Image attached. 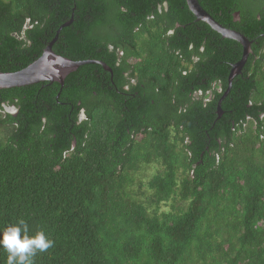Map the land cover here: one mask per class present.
<instances>
[{
  "label": "trees",
  "instance_id": "16d2710c",
  "mask_svg": "<svg viewBox=\"0 0 264 264\" xmlns=\"http://www.w3.org/2000/svg\"><path fill=\"white\" fill-rule=\"evenodd\" d=\"M198 1L252 42L224 99L243 47L186 0H0V72L71 20L53 51L93 61L0 90V232L44 231L33 264H264V0Z\"/></svg>",
  "mask_w": 264,
  "mask_h": 264
},
{
  "label": "water",
  "instance_id": "95a60500",
  "mask_svg": "<svg viewBox=\"0 0 264 264\" xmlns=\"http://www.w3.org/2000/svg\"><path fill=\"white\" fill-rule=\"evenodd\" d=\"M187 5L197 21L204 22L209 25L212 30L219 33L225 39H231L243 47V54L241 59L235 63L228 76L229 87L224 93L222 99H224L232 87L234 78L241 74L243 67L245 66L249 54L251 52L252 42L243 34L238 31L228 29L217 22L199 3L198 0H186ZM72 22L69 21L63 24L56 32L55 38L47 45L40 58L32 62L26 68L18 72H0V90L10 89L17 87H24L28 85L37 84L39 82H51L59 83L62 87L66 77L76 71L80 66L93 61H72L61 55L56 54L53 51V45L59 37L61 30L67 27ZM96 63V62H95ZM101 64L106 70H111L103 62H97ZM221 100L218 103V114L222 115Z\"/></svg>",
  "mask_w": 264,
  "mask_h": 264
},
{
  "label": "clouds",
  "instance_id": "9594fccd",
  "mask_svg": "<svg viewBox=\"0 0 264 264\" xmlns=\"http://www.w3.org/2000/svg\"><path fill=\"white\" fill-rule=\"evenodd\" d=\"M6 105L3 104L2 109ZM53 243L54 241L44 231L29 235L28 224L23 220L7 226L0 232V246L8 253L7 264H33V258L37 252L46 251Z\"/></svg>",
  "mask_w": 264,
  "mask_h": 264
},
{
  "label": "rangeland",
  "instance_id": "374dc122",
  "mask_svg": "<svg viewBox=\"0 0 264 264\" xmlns=\"http://www.w3.org/2000/svg\"><path fill=\"white\" fill-rule=\"evenodd\" d=\"M4 111H7V112H10V113H14L15 112V108H13V107H9V106H4ZM84 117V115L83 114H81L80 115V118H83Z\"/></svg>",
  "mask_w": 264,
  "mask_h": 264
},
{
  "label": "flooded vegetation",
  "instance_id": "af4514ba",
  "mask_svg": "<svg viewBox=\"0 0 264 264\" xmlns=\"http://www.w3.org/2000/svg\"><path fill=\"white\" fill-rule=\"evenodd\" d=\"M134 82H135V81H134ZM196 94H197V93H193V96H196ZM81 114L84 115V113H81ZM81 114H80V115H81ZM84 118H85V116H84L83 118H81V119H84Z\"/></svg>",
  "mask_w": 264,
  "mask_h": 264
}]
</instances>
